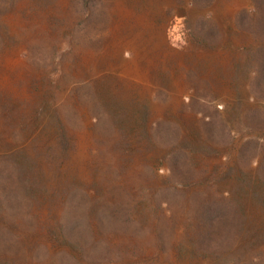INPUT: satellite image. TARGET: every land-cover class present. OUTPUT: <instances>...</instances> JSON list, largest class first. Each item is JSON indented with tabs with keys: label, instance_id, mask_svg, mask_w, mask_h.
I'll return each mask as SVG.
<instances>
[{
	"label": "rangeland",
	"instance_id": "1",
	"mask_svg": "<svg viewBox=\"0 0 264 264\" xmlns=\"http://www.w3.org/2000/svg\"><path fill=\"white\" fill-rule=\"evenodd\" d=\"M262 50L264 0H0V197L18 167L40 186L0 204V264H214L188 240L205 178L255 234L218 263L264 259Z\"/></svg>",
	"mask_w": 264,
	"mask_h": 264
},
{
	"label": "trees",
	"instance_id": "2",
	"mask_svg": "<svg viewBox=\"0 0 264 264\" xmlns=\"http://www.w3.org/2000/svg\"><path fill=\"white\" fill-rule=\"evenodd\" d=\"M258 63V69H256L255 78L254 81L252 80L251 85L253 96L259 100L264 99V53L261 55ZM208 126H211V123L210 125L208 124L207 127ZM256 146V141L253 139L245 141L239 150V159L246 158L249 160L252 158L253 154H250L248 150L254 149L256 151ZM177 147L179 148L180 146L177 145ZM259 149L261 159L256 168L255 180L256 185L264 190V145ZM177 153L181 158L185 159V154L181 152ZM256 153L259 155L258 152ZM19 168L20 167H18L20 171V180L16 179V175L13 180H11L13 184H19L20 188H17L18 192L13 194L12 188L4 187L2 197H0V204H9V198L15 197V195L21 194L27 197V193L30 192L28 190L29 188L37 189L40 187L39 184L31 187V182L34 180L37 181L36 172L31 174ZM246 179L247 178L242 174V177L237 179V181L241 185ZM209 183V178H205L204 181H201V184L205 185V190L197 192L196 194L198 197L196 206L191 210L190 219L187 224V229L189 230L188 240L194 253L201 257L211 259L215 262L214 264H219L218 262L223 261V253H227L228 250L230 251L240 238H242V240H252V236L255 237V234H248L246 232L248 218L243 208L242 197H235V193L240 189L236 187L226 195H217V192L212 190L215 185ZM198 184V182L194 183V185ZM189 186H191L190 183ZM253 196L257 204L260 206L262 205L264 208V199H262L257 192H253ZM1 221H5V218H0V222ZM232 264H264V259L258 262L257 260L254 262H240L234 260Z\"/></svg>",
	"mask_w": 264,
	"mask_h": 264
},
{
	"label": "bare ground",
	"instance_id": "3",
	"mask_svg": "<svg viewBox=\"0 0 264 264\" xmlns=\"http://www.w3.org/2000/svg\"><path fill=\"white\" fill-rule=\"evenodd\" d=\"M144 58V57H142ZM138 59V58H137ZM18 62V61H17ZM17 62H15V64H17ZM10 64H12V62H10ZM138 64V63H137ZM137 64L135 63H132V64H129L128 66H126V69L123 70V73L122 75L125 77V78H130L132 76H140L141 77V70L138 68ZM13 65V64H12ZM142 81V80H141Z\"/></svg>",
	"mask_w": 264,
	"mask_h": 264
}]
</instances>
